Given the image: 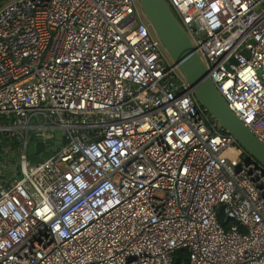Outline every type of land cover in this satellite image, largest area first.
I'll return each mask as SVG.
<instances>
[{
    "label": "built area",
    "instance_id": "1",
    "mask_svg": "<svg viewBox=\"0 0 264 264\" xmlns=\"http://www.w3.org/2000/svg\"><path fill=\"white\" fill-rule=\"evenodd\" d=\"M165 2L264 142V0ZM36 140L52 149L30 161ZM177 249V264H264V166L215 127L138 0L1 1L0 264Z\"/></svg>",
    "mask_w": 264,
    "mask_h": 264
},
{
    "label": "water",
    "instance_id": "2",
    "mask_svg": "<svg viewBox=\"0 0 264 264\" xmlns=\"http://www.w3.org/2000/svg\"><path fill=\"white\" fill-rule=\"evenodd\" d=\"M138 1L142 12L191 87L198 102L214 118L215 127L230 133L248 154L264 166V142L257 138L227 105L208 76L200 56L193 49L185 29L165 0ZM58 137L55 136L53 143L59 142ZM45 142L48 143L50 140L47 139ZM51 149V145L44 149L41 140L29 142L26 149L27 157L30 161L40 160L48 156ZM221 209L222 205L219 206L217 220L222 223Z\"/></svg>",
    "mask_w": 264,
    "mask_h": 264
},
{
    "label": "rangeland",
    "instance_id": "3",
    "mask_svg": "<svg viewBox=\"0 0 264 264\" xmlns=\"http://www.w3.org/2000/svg\"><path fill=\"white\" fill-rule=\"evenodd\" d=\"M3 1V0H0V2ZM57 131V129H56ZM14 157H15V152L13 151L12 152V158H8L6 162L2 161L1 163V166L3 167H6L7 169H12L14 168ZM229 159L231 160V163L232 164H236L237 162L240 161V159L237 157V156H231L229 157ZM2 170V169H1Z\"/></svg>",
    "mask_w": 264,
    "mask_h": 264
},
{
    "label": "trees",
    "instance_id": "4",
    "mask_svg": "<svg viewBox=\"0 0 264 264\" xmlns=\"http://www.w3.org/2000/svg\"><path fill=\"white\" fill-rule=\"evenodd\" d=\"M181 254L183 255V249H177L176 251H175V257H174V264H177V259H178V257H180L181 256Z\"/></svg>",
    "mask_w": 264,
    "mask_h": 264
}]
</instances>
